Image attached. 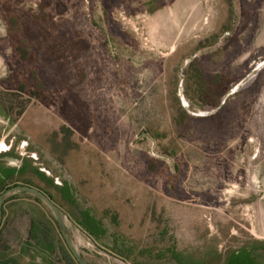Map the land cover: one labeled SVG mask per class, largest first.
Segmentation results:
<instances>
[{
  "label": "rangeland",
  "instance_id": "1",
  "mask_svg": "<svg viewBox=\"0 0 264 264\" xmlns=\"http://www.w3.org/2000/svg\"><path fill=\"white\" fill-rule=\"evenodd\" d=\"M0 145L91 264H264V0H0ZM14 196L0 259L74 264Z\"/></svg>",
  "mask_w": 264,
  "mask_h": 264
},
{
  "label": "trees",
  "instance_id": "2",
  "mask_svg": "<svg viewBox=\"0 0 264 264\" xmlns=\"http://www.w3.org/2000/svg\"><path fill=\"white\" fill-rule=\"evenodd\" d=\"M22 174H23V170H21V169L4 168L0 164V195L3 194L6 190H8V189H10L12 187L18 186L16 184H19V183L18 182H15V181L13 182V185H11L12 187L6 186V184H8V182L13 181L14 179H18L19 177L22 176ZM23 185L24 186H30V187L35 188L30 183H24ZM44 194H46V193H44ZM47 196L54 202V200L52 199L51 196H49V195H47ZM15 197L16 196L11 197L4 204V207H3V216H2L1 219H3L5 217V206L10 201L14 200ZM34 199L38 203H41V201H39L37 198H34ZM56 225H57V223H56ZM81 226L85 229L86 232H88V234H90L92 237H94L96 239L99 238V237H101V236H103L105 234V231L102 229L101 224L99 222H97L94 218H92L90 215L85 216L84 221L81 222ZM38 231L39 230H38L37 224L34 221L31 222L30 229H29V233H28V235H29L28 236V240L26 241V245L22 247V251H26V249H27L26 246L27 245H31V242L33 240L38 239V242L34 246V249H36V250L37 249H41V251H43V252H47V250H50V252L52 254L53 253L55 254V250H56L55 247L50 246L47 243H44L43 240H40L38 238V236H37ZM65 245H66V242H65ZM67 249H68V247H67ZM61 252L63 254L65 253L64 254L65 257H67V259H69L70 261H72L74 264H78L77 261L74 259L73 255L71 254V252H70L69 249H68V252H66V250L64 248H61ZM0 264H5V262H3L2 259H0ZM228 264H257V263H256V259L254 258V256L250 252H248V251H241V252L233 253L230 256L229 260H228Z\"/></svg>",
  "mask_w": 264,
  "mask_h": 264
},
{
  "label": "water",
  "instance_id": "3",
  "mask_svg": "<svg viewBox=\"0 0 264 264\" xmlns=\"http://www.w3.org/2000/svg\"><path fill=\"white\" fill-rule=\"evenodd\" d=\"M18 193L30 194L41 201L53 214L58 228L63 236V239L77 263L91 264L83 257V255L74 244L72 237L68 231L64 214L60 207H58L46 194H44L39 189L30 186L18 185L6 190L3 194L0 195V218H2L3 216V207L6 201Z\"/></svg>",
  "mask_w": 264,
  "mask_h": 264
},
{
  "label": "bare ground",
  "instance_id": "4",
  "mask_svg": "<svg viewBox=\"0 0 264 264\" xmlns=\"http://www.w3.org/2000/svg\"><path fill=\"white\" fill-rule=\"evenodd\" d=\"M1 146V145H0Z\"/></svg>",
  "mask_w": 264,
  "mask_h": 264
}]
</instances>
